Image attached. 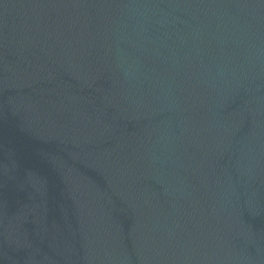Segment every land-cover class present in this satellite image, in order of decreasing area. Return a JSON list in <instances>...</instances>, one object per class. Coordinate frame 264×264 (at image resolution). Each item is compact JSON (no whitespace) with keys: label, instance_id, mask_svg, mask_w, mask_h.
Wrapping results in <instances>:
<instances>
[{"label":"water","instance_id":"water-1","mask_svg":"<svg viewBox=\"0 0 264 264\" xmlns=\"http://www.w3.org/2000/svg\"><path fill=\"white\" fill-rule=\"evenodd\" d=\"M0 264H264V0H0Z\"/></svg>","mask_w":264,"mask_h":264}]
</instances>
